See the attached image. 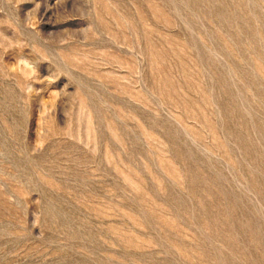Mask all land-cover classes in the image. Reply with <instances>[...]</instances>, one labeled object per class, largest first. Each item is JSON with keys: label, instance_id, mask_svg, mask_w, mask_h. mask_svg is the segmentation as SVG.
Here are the masks:
<instances>
[{"label": "rangeland", "instance_id": "obj_1", "mask_svg": "<svg viewBox=\"0 0 264 264\" xmlns=\"http://www.w3.org/2000/svg\"><path fill=\"white\" fill-rule=\"evenodd\" d=\"M0 264H264V0H0Z\"/></svg>", "mask_w": 264, "mask_h": 264}]
</instances>
